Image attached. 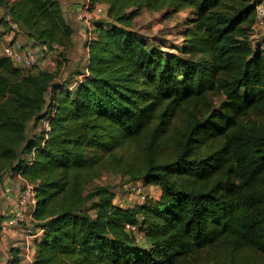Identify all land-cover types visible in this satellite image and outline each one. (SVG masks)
<instances>
[{"label": "trees", "instance_id": "trees-1", "mask_svg": "<svg viewBox=\"0 0 264 264\" xmlns=\"http://www.w3.org/2000/svg\"><path fill=\"white\" fill-rule=\"evenodd\" d=\"M90 2L109 21L93 23L80 79L0 55V175L34 184L43 230L30 264H264L261 0ZM143 9L190 11L174 53L132 30ZM0 10L49 51L72 46L60 0ZM42 121L49 129L28 136ZM106 172L160 194L116 205L94 185Z\"/></svg>", "mask_w": 264, "mask_h": 264}, {"label": "built area", "instance_id": "built-area-1", "mask_svg": "<svg viewBox=\"0 0 264 264\" xmlns=\"http://www.w3.org/2000/svg\"><path fill=\"white\" fill-rule=\"evenodd\" d=\"M92 10L95 11L96 14H99L102 11L101 4L91 5L90 0H83L79 4V8L76 13V19L87 24L90 21V13ZM1 13L4 23L6 24V28L3 29L1 27L2 34H0V55L8 59L13 67L17 69H34L40 64V54L50 51L45 45L40 43L26 44L22 41H19L18 37L20 33H22L19 25L13 21L9 15L3 13L2 11ZM263 29L264 0H261V2L256 6L255 10V23L253 25V32L251 35L252 43H255V36L259 30L261 31ZM91 35V24H88L84 37L86 49ZM60 49L61 47H54L51 52H54L56 55ZM55 55L51 57L50 62L53 67H55L56 64ZM39 127L43 129H49L48 123L46 121H42ZM4 174L9 177V171L5 172ZM118 180L121 181L122 179L118 178ZM124 187L126 188V193L129 195L139 196V202L136 204L142 203L144 201L145 196L142 193L143 187L140 183L128 182L124 184ZM12 205L13 206L8 211L7 216L0 220V232L4 233L12 229H18L21 231L25 239L23 260L24 263L30 264L33 262L35 256V249L32 243L34 241H38L43 233L41 228L35 226V221L32 218V212L37 205L34 184L22 179L20 192ZM132 230L135 232V229Z\"/></svg>", "mask_w": 264, "mask_h": 264}, {"label": "rangeland", "instance_id": "rangeland-1", "mask_svg": "<svg viewBox=\"0 0 264 264\" xmlns=\"http://www.w3.org/2000/svg\"><path fill=\"white\" fill-rule=\"evenodd\" d=\"M12 1V0H9ZM73 1V0H71ZM169 12L168 9L162 10L158 13L150 12L147 11L146 9H143L132 21V30L136 32L138 35H140L144 40L151 42L160 48H162L164 51H167L169 53H174V51L171 49L173 46H179L182 40V36L179 35L182 27L185 25V23L190 19V11L189 10H183L181 12H178L176 14L172 13L170 17L166 18V14ZM77 13V10H76ZM76 13H75V18H76ZM2 13L0 11V19ZM91 16V14H90ZM66 18V17H65ZM67 20V19H66ZM77 20V19H76ZM95 20H105L102 16H96L95 17H90V21L85 24L83 22L78 21L79 23L84 24L86 27H88V24H93ZM69 25H72L71 20H67ZM263 32L262 35V41H259L261 43L262 48L264 43V30H259L258 33ZM257 33V34H258ZM2 34V31L0 32ZM257 36V35H256ZM255 36V37H256ZM84 37L85 33L82 34L81 37V45L82 47L80 49L76 50V46L70 47L67 49H60L56 55L54 52H47V53H42L40 54V64L32 69L30 72H37L40 70H51L55 71L56 73L58 72L56 82H70L71 80H74L75 78L80 79L81 76L78 75L83 71V67H75L74 62L76 58H80L77 62H81V58L84 56L83 55V46L84 44ZM19 41H24L26 44H32L35 43L32 39L28 38L27 35L22 32L19 35ZM75 38H80L79 35L75 36ZM258 43V44H259ZM252 44H256L252 43ZM56 56V61L60 63V67L58 69V66L55 64L57 67H53L51 65V57ZM80 55V57H79ZM82 56V57H81ZM69 67H68V63ZM50 63V64H49ZM62 64H65L64 69H61ZM59 65V64H58ZM67 67V68H66ZM56 69V70H55ZM27 71V70H26ZM75 75V76H74ZM213 103L215 105H218L220 102V98L218 97H213L212 98ZM32 126V125H31ZM37 130H40V127L38 128H29L28 136H32L33 134L37 133ZM94 185H103V186H108L110 187L111 192H113L115 196V204L116 205H128L126 207H132L134 204L139 202V196L137 195H129L126 193V188L124 187V182H121L120 180L117 179V175L111 174L109 172L104 173L100 179L96 180L94 182ZM142 185V184H141ZM142 193L144 196H154L156 188L152 187L151 189L144 188L142 185ZM91 188V187H90ZM123 206V207H125Z\"/></svg>", "mask_w": 264, "mask_h": 264}, {"label": "crops", "instance_id": "crops-1", "mask_svg": "<svg viewBox=\"0 0 264 264\" xmlns=\"http://www.w3.org/2000/svg\"><path fill=\"white\" fill-rule=\"evenodd\" d=\"M62 7H63V11L65 14V17L67 20H71L72 25H70L71 29H72V46L74 47L76 46V50L80 49L82 47L81 45V37L82 34H84L87 30V27L82 24L79 23L76 18H75V13L76 10H78L79 8V4L83 1V0H60ZM101 12L99 14H97V16H102L103 18H105V20H95L94 22H107L109 21V19L106 18V11H107V6L105 4H101ZM91 16L95 17L96 16V12L95 11H91ZM93 22V23H94ZM91 29H94V25L91 24ZM264 30V29H263ZM2 31L1 25H0V32ZM80 38H75V36H78ZM262 35L263 32H260L257 34V36L255 37V42L259 43V41H262ZM23 43H25L24 41H22ZM261 45V43H259ZM263 47H264V43ZM87 49L85 46H83V57L81 58V62H77L79 59L76 58L74 65L75 67H84L86 65L87 62ZM80 57V55H79ZM68 63V62H67ZM65 64H62L61 69H64ZM68 67H69V63H68ZM67 68V67H66ZM75 76V75H74ZM6 174L0 175V220L3 219L4 217L7 216L8 211L11 209V207L13 206L12 204L15 202L20 189H21V176L20 174H18L16 171H9V177H7ZM153 186H145V188L151 189ZM160 194V192L156 189L155 191V195L153 197H158ZM122 207L125 205H121ZM128 206V205H126ZM125 206V207H126ZM24 237L21 233L20 230L18 229H12L9 230L7 232H0V264H11V261L13 258H18L19 261L22 264H27L24 263L23 260V253H24ZM34 249H36V241H34L32 243Z\"/></svg>", "mask_w": 264, "mask_h": 264}]
</instances>
